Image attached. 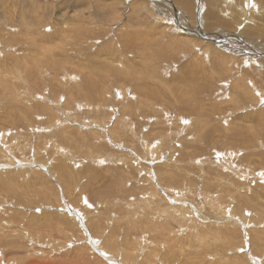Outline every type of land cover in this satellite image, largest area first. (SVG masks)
I'll return each instance as SVG.
<instances>
[{
  "label": "rangeland",
  "instance_id": "374dc122",
  "mask_svg": "<svg viewBox=\"0 0 264 264\" xmlns=\"http://www.w3.org/2000/svg\"><path fill=\"white\" fill-rule=\"evenodd\" d=\"M191 1L0 0L6 257L45 209L65 229L38 251L85 260L87 224L119 259L132 232L157 264H264V0Z\"/></svg>",
  "mask_w": 264,
  "mask_h": 264
},
{
  "label": "bare ground",
  "instance_id": "6f19581e",
  "mask_svg": "<svg viewBox=\"0 0 264 264\" xmlns=\"http://www.w3.org/2000/svg\"><path fill=\"white\" fill-rule=\"evenodd\" d=\"M99 1H101V0H99ZM184 1V3H185V5L189 8V9H191L192 8V1L191 0H183ZM218 1V0H217ZM105 2V1H104ZM131 2V1H130ZM203 2V1H202ZM212 2H214V1H212ZM133 5V4H132ZM91 6V5H90ZM86 7V6H85ZM89 7V6H88ZM211 6L208 8V12H210L211 11ZM187 9V8H186ZM195 8H194V6H193V8H192V11L194 10ZM96 10V9H95ZM210 10V11H209ZM78 11V10H77ZM259 15V14H258ZM205 17V16H204ZM32 20H34V19H32ZM207 20H209V19H207ZM35 21V20H34ZM210 21V20H209ZM211 21H213V22H216V21H218V18H217V15H213L212 17H211ZM204 22V21H203ZM33 23H35V22H33ZM206 23V22H205ZM204 23V24H205ZM37 24H39V23H37ZM204 24H202V25H204ZM28 26H30L29 24H28ZM206 26V25H205ZM212 26V25H211ZM32 27V26H31ZM210 27V26H209ZM207 28V27H206ZM201 29V28H200ZM198 30V29H197ZM256 30H258V29H256ZM247 31V30H246ZM33 32H34V30H33ZM41 33V32H40ZM202 33V32H201ZM32 35V30L31 29H27L26 31H25V36H27L28 35V37H29V35ZM43 34V33H42ZM22 38V37H21ZM25 38H27V37H25ZM220 38V37H219ZM44 39V38H43ZM221 39V38H220ZM23 40V39H22ZM222 40V39H221ZM41 44V43H40ZM42 46V45H41ZM40 48V47H39ZM44 48V47H43ZM48 48V47H47ZM45 49V48H44ZM41 51H42V49H40ZM50 50V49H49ZM15 52H16V50H14ZM39 51V50H38ZM40 52V51H39ZM20 54V53H19ZM41 54V53H40ZM51 54H52V52H51ZM54 54V53H53ZM20 55H23V54H20ZM39 55V54H38ZM48 55V54H47ZM14 56V55H13ZM28 56H31V55H28ZM46 56V55H45ZM50 56V55H49ZM34 57H36V56H34ZM26 62H27V60H26ZM11 67V66H10ZM13 67V66H12ZM130 68V67H129ZM216 73V72H215ZM11 74H13V73H11ZM9 75V74H8ZM32 76V75H31ZM43 108V109H45V107L44 106H41V105H38V109L39 108ZM35 108H37V107H35ZM52 108V107H51ZM29 110V109H28ZM33 110V109H32ZM40 110V109H39ZM20 111H21V109H20ZM22 111H24V112H27L26 110H22ZM30 113V112H29ZM29 115V114H28ZM32 118V117H31ZM10 121H12V119H9ZM28 121V120H27ZM22 122V121H21ZM60 122V121H59ZM18 123V122H17ZM26 123V122H25ZM24 124V123H23ZM82 129V128H81ZM262 129V128H261ZM233 130V129H232ZM39 132V131H38ZM45 132H46V130H45ZM11 135H13V134H11ZM14 136V135H13ZM85 136V135H84ZM53 137V136H52ZM51 137V138H52ZM54 138V137H53ZM146 138V137H145ZM56 139V138H55ZM141 139V138H140ZM139 139V140H140ZM163 139V138H162ZM142 140H144V139H142ZM161 141V140H160ZM137 142H139V141H137ZM143 141H141L140 140V143L141 144H143L142 143ZM145 142H147V141H145ZM140 143H138V145L140 144ZM147 144V143H146ZM100 145V144H99ZM141 146H143V145H141ZM144 146H145V144H144ZM140 148H142V147H140ZM145 148V147H144ZM141 150V149H140ZM157 150H159V149H157ZM0 151H2V150H0ZM129 151V150H128ZM163 151V150H162ZM146 152H149V151H146ZM133 153V152H132ZM138 153V152H137ZM142 153H144V152H142ZM189 153V152H188ZM145 154V153H144ZM148 154V153H147ZM146 155V154H145ZM150 156V155H149ZM138 161V160H137ZM141 162V161H140ZM139 162V163H140ZM142 163V162H141ZM140 163V166L142 165ZM138 164V163H137ZM136 164V165H137ZM145 164V163H144ZM138 166H139V164H138ZM137 166V168H139ZM255 166V165H254ZM142 168H139V170H143V165L141 166ZM138 170V169H137ZM36 171V170H35ZM147 171H148V169H147ZM146 171V172H147ZM38 172V171H37ZM151 173V172H150ZM13 178V177H12ZM12 178H10V179H12ZM21 178V177H20ZM14 179V178H13ZM17 184V183H16ZM130 185V184H129ZM49 187V186H48ZM50 189V188H49ZM238 189V188H237ZM44 190V189H43ZM46 190V189H45ZM44 190V191H45ZM49 193V192H48ZM141 193H139V195H140ZM144 196V195H143ZM147 197V196H146ZM83 200H85V199H83ZM16 203L17 204H20V201H16ZM185 205V204H184ZM16 206V205H15ZM49 206V205H48ZM160 206V205H159ZM182 207V206H181ZM218 207V206H217ZM3 208V207H2ZM48 209V208H47ZM6 210V209H5ZM11 210V209H10ZM210 210V209H209ZM7 212H9L8 210H6ZM15 211V210H14ZM18 211H19V209H18ZM25 211V210H24ZM53 211V210H52ZM41 212H42V214L45 216V218H42L41 217V214L40 213H38L37 215L38 216H36V213H32L33 215H35L36 217H39V219H44V220H42L43 222V224L41 225L42 227V230L40 231V234H36V233H34V234H31V225H32V221L35 219V218H31V221L29 220L27 223H24L25 225H23V228H20V229H17V228H13V227H10L11 229H8V230H6V234L8 235V236H15V235H18L17 237H16V241H18L19 239H24V238H21L22 236H24L25 238H28V239H34L33 240V242H35V244H36V246H38V245H40V246H43V247H46V237H53L51 234H56L55 232H57V231H63L64 229H65V227H59L58 226V224H57V222H56V220H55V215L53 216L52 214H50V211L48 212V210H45V209H43V210H41ZM54 212H56V211H54ZM53 212V213H54ZM4 213V212H3ZM10 213V212H9ZM21 214V213H20ZM23 214V213H22ZM73 214V215H72ZM183 214V213H182ZM191 214V213H190ZM189 214V215H190ZM42 215V216H43ZM51 215L53 216V217H51ZM81 215V214H80ZM187 215V214H186ZM17 216V215H16ZM25 216V215H24ZM191 216H193V215H191ZM215 216H216V214H215ZM188 217V216H187ZM17 218V217H16ZM21 218V217H20ZM57 218H58V220L59 221H63L64 223H66L68 226L67 227H69L70 226V233H74L75 231H74V226H75V224L72 222V221H74V220H77V221H79V223H80V225H81V221L84 223L85 222V219H83L81 216H79L78 214H76V213H73L72 211H68V212H62V214H60V215H58L57 216ZM185 218H186V216H185ZM188 218H190V216L188 217ZM220 218H221V216H220ZM222 219V218H221ZM191 220V219H190ZM207 220V219H206ZM37 222V221H36ZM161 222V221H160ZM35 223V222H34ZM39 223V222H38ZM70 223H71V225H70ZM19 224V223H18ZM21 224V223H20ZM215 225L216 223H213V221L211 222V223H208V224H206V227H208L209 225ZM36 225V224H35ZM37 226V225H36ZM84 226H86L87 228H89V234L87 235V234H84L85 235V239H84V247H88V250L86 251V255H87V258H85V260L82 258V255L81 256H78L77 254H71V253H68V254H64L63 256H60V254L59 253H62V252H58L59 250H62V249H58V250H52V251H44V250H42V251H38V250H36V246H33V247H29V246H27V245H22V246H19V248L20 249H22V252H26L27 254L26 255H20V254H18V255H12V256H8V257H6L5 256V254H7L8 255V253H12L13 252V249H10V250H8V251H6V244L5 243H0V247H3V250H4V252H0V264H109V262H107L106 261V259H108L110 262H111V264H157V260L159 261V258L157 257L156 258V256L154 255V253H153V248L151 249V250H149L148 248H147V244L144 246V247H142V245H143V242H141V241H137V240H139V239H137L136 240V238L135 237H133V239L131 238V233L129 234V233H127L126 235H125V238H123L124 240H125V244L127 243L128 245H125L126 246V249H128V251L127 252H125L124 250V254H123V252H122V256H120V259H119V253L121 254V252H119L118 251V249L119 248H113V246L111 245V244H109V243H111V242H109V241H107V246L105 245V244H103V242H102V244L105 246V247H103L104 249H102V248H100V245L101 244H98L99 242H100V240H102V239H106V238H104V233L100 230V229H95V233L96 234H94L93 233V231H92V229L87 225V224H84ZM124 227V226H123ZM126 227V226H125ZM217 227V226H216ZM32 228H34V226L32 227ZM38 228V227H37ZM40 228V229H41ZM82 229H83V227H81ZM7 229V228H6ZM39 229V228H38ZM119 229V228H118ZM127 230H128V228H126ZM125 229V230H126ZM67 230H68V228H67ZM78 232L80 231V230H78V229H76ZM122 230H124L123 228H122ZM126 230V231H127ZM35 231V230H34ZM85 231V230H84ZM83 231V232H84ZM121 231V230H120ZM129 231V230H128ZM201 231V230H200ZM203 231V230H202ZM37 232V231H36ZM66 234H67V232H65ZM86 233V232H85ZM204 233H205V231H204ZM66 234H63V235H65L66 236ZM203 234V233H202ZM37 235V236H36ZM87 235V236H86ZM95 235L97 236L98 235V239L99 240H97L98 241V243H96L95 242V239L93 238V237H95ZM109 235V234H108ZM115 235V234H114ZM165 235H167V234H165ZM62 236V235H61ZM204 236H205V234H204ZM207 236H208V233H207ZM36 237V238H35ZM48 237V238H49ZM88 237V238H87ZM105 237H106V235H105ZM120 236H118V238H119ZM137 238H139L138 236H136ZM142 237H143V235H142ZM3 238V237H2ZM72 238V237H71ZM83 238V237H82ZM111 238V237H110ZM109 238V239H110ZM108 239V238H107ZM166 239V238H165ZM1 241L2 240H4V238L3 239H0ZM92 240V241H91ZM136 240V241H135ZM207 240V239H206ZM113 241V240H112ZM29 242H32V241H29ZM29 242H25V243H29ZM62 242V241H61ZM91 242V243H90ZM93 242H95V244H96V247H95V245L93 244ZM124 242V241H123ZM65 243V242H64ZM63 243V244H64ZM101 243V242H100ZM118 243H120V241L118 242ZM129 243L131 244V245H129ZM62 244V245H63ZM116 244V243H115ZM203 244V243H202ZM48 245V244H47ZM102 245V246H103ZM118 245V244H117ZM153 245V244H152ZM222 245V244H221ZM121 246V245H120ZM69 247V246H68ZM67 247V248H68ZM83 247V248H84ZM118 247V246H117ZM124 247V246H123ZM141 247V248H140ZM12 248V247H11ZM49 248H51V247H49ZM54 248V247H53ZM56 248V247H55ZM60 248V247H59ZM62 248H64V246H62ZM206 248V247H205ZM45 249H47V247L45 248ZM57 249V248H56ZM124 249V248H123ZM201 249V248H200ZM32 251V252H30V251ZM98 251V252H101V254L103 255V257H106V253H107V255H110V256H107V258L104 260V259H100L99 257H97L93 252L94 251ZM106 250H109V251H111L113 254H110L108 251H106ZM120 250V249H119ZM122 250V249H121ZM120 250V251H121ZM197 250V249H196ZM75 251V250H74ZM215 251V250H214ZM155 252V251H154ZM208 252V251H207ZM32 253H34L33 255H32ZM39 253V254H38ZM52 253V254H51ZM54 253H57L56 255L54 254ZM64 253V252H63ZM53 254H54V256H53ZM70 254V255H69ZM99 254V253H98ZM218 254V253H217ZM85 255V254H84ZM202 255V254H201ZM215 255V254H214ZM219 255V254H218ZM220 256H221V253H220ZM219 256V257H220ZM148 257H150V258H148ZM200 257V256H199ZM224 257L225 256H222V258L220 257L219 258V262H217V261H214L212 264H222L221 262L222 261H220V259H222L223 261H224V263H225V261H227V262H230L229 261V255H227L226 254V257H225V259H224ZM245 257V256H244ZM249 257H250V255H249ZM139 258H142L141 260H138ZM214 258V257H213ZM246 258V257H245ZM51 259V260H50ZM119 259V260H118ZM153 259V260H152ZM160 259H161V257H160ZM163 259V258H162ZM161 259V260H162ZM212 259V258H211ZM243 257L242 258H240L239 259V257H238V264H246V263H243L242 261H243ZM142 260H144V261H142ZM160 260V262H162V264H164L165 262L162 260L161 261ZM187 260V259H186ZM203 260V259H202ZM213 260V259H212ZM217 260H218V258H217ZM146 261V262H145ZM148 261V262H147ZM201 261V260H200ZM159 262V263H160ZM197 262V261H196ZM167 263V262H166ZM205 263V262H204ZM195 264V263H194Z\"/></svg>",
  "mask_w": 264,
  "mask_h": 264
}]
</instances>
